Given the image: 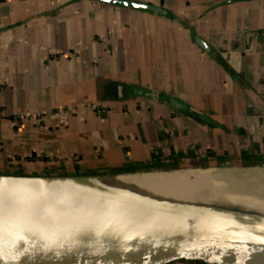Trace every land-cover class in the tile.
Instances as JSON below:
<instances>
[{
    "label": "crops",
    "instance_id": "1",
    "mask_svg": "<svg viewBox=\"0 0 264 264\" xmlns=\"http://www.w3.org/2000/svg\"><path fill=\"white\" fill-rule=\"evenodd\" d=\"M123 1H0V175L264 169V0Z\"/></svg>",
    "mask_w": 264,
    "mask_h": 264
},
{
    "label": "water",
    "instance_id": "2",
    "mask_svg": "<svg viewBox=\"0 0 264 264\" xmlns=\"http://www.w3.org/2000/svg\"><path fill=\"white\" fill-rule=\"evenodd\" d=\"M97 1L167 15L148 4ZM110 176L0 175V264H264V219L140 204L83 186Z\"/></svg>",
    "mask_w": 264,
    "mask_h": 264
},
{
    "label": "bare ground",
    "instance_id": "3",
    "mask_svg": "<svg viewBox=\"0 0 264 264\" xmlns=\"http://www.w3.org/2000/svg\"><path fill=\"white\" fill-rule=\"evenodd\" d=\"M83 186L140 204L194 208L264 219L262 167L245 170L207 168L203 172L186 168L140 176H110L87 180ZM234 208L238 209L237 212Z\"/></svg>",
    "mask_w": 264,
    "mask_h": 264
},
{
    "label": "built area",
    "instance_id": "4",
    "mask_svg": "<svg viewBox=\"0 0 264 264\" xmlns=\"http://www.w3.org/2000/svg\"><path fill=\"white\" fill-rule=\"evenodd\" d=\"M0 1H5V0H0ZM27 121L37 124L41 121V116H18L14 120L17 126H20L21 124Z\"/></svg>",
    "mask_w": 264,
    "mask_h": 264
},
{
    "label": "rangeland",
    "instance_id": "5",
    "mask_svg": "<svg viewBox=\"0 0 264 264\" xmlns=\"http://www.w3.org/2000/svg\"><path fill=\"white\" fill-rule=\"evenodd\" d=\"M223 168H228V167H223ZM183 169V168H182ZM186 169V168H185ZM207 168H190V170H193V171H195V170H199V171H201V172H203V171H205ZM245 170V169H244ZM163 171H170V170H163ZM172 171H174V170H172ZM147 172H154V171H145V172H140V173H147ZM176 180L180 183V181H179V178H176ZM178 184V183H177ZM234 210L237 212V208H234ZM193 264H202V263H200V262H196V263H193Z\"/></svg>",
    "mask_w": 264,
    "mask_h": 264
}]
</instances>
